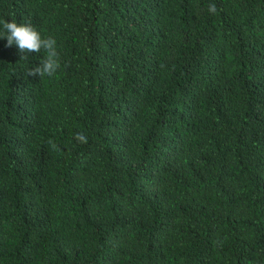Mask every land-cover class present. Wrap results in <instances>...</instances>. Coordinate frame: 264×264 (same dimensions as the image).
Masks as SVG:
<instances>
[{"label": "trees", "instance_id": "trees-1", "mask_svg": "<svg viewBox=\"0 0 264 264\" xmlns=\"http://www.w3.org/2000/svg\"><path fill=\"white\" fill-rule=\"evenodd\" d=\"M3 20L61 68L27 75L45 53L0 39V264H264V0H0Z\"/></svg>", "mask_w": 264, "mask_h": 264}, {"label": "clouds", "instance_id": "clouds-1", "mask_svg": "<svg viewBox=\"0 0 264 264\" xmlns=\"http://www.w3.org/2000/svg\"><path fill=\"white\" fill-rule=\"evenodd\" d=\"M208 12L215 15L218 12L217 5L211 3L208 6ZM0 39L7 40V47L18 46L20 53H45L40 65L28 70L27 75L39 76L43 78L53 77L61 68L60 56L57 50V41L54 37H42L30 23H18L14 20L0 21ZM21 59H27L22 56ZM75 140L79 143H87L88 138L82 132L75 134ZM53 150L58 146L54 142H49Z\"/></svg>", "mask_w": 264, "mask_h": 264}]
</instances>
